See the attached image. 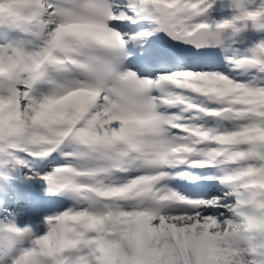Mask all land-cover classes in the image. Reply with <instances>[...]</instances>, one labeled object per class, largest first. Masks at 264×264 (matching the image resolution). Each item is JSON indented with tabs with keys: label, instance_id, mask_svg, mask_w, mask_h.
Here are the masks:
<instances>
[{
	"label": "snow or ice",
	"instance_id": "snow-or-ice-1",
	"mask_svg": "<svg viewBox=\"0 0 264 264\" xmlns=\"http://www.w3.org/2000/svg\"><path fill=\"white\" fill-rule=\"evenodd\" d=\"M0 264H264V0H0Z\"/></svg>",
	"mask_w": 264,
	"mask_h": 264
}]
</instances>
